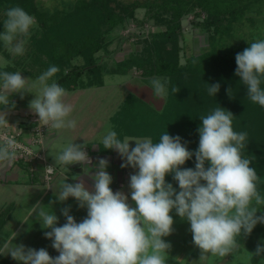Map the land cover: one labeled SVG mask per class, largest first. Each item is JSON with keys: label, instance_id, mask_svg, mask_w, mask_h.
Listing matches in <instances>:
<instances>
[{"label": "clouds", "instance_id": "clouds-1", "mask_svg": "<svg viewBox=\"0 0 264 264\" xmlns=\"http://www.w3.org/2000/svg\"><path fill=\"white\" fill-rule=\"evenodd\" d=\"M3 20L0 41L14 55H23L30 29L37 24L34 16L20 6L8 8ZM18 37H23L17 41ZM235 75L246 86L247 96L264 107V38L249 43L242 52L235 54ZM10 61L0 58V129L6 127L7 111L15 106L10 102L12 93L29 91L26 78L20 71L6 69ZM59 71L50 66L38 76L35 85L38 91L29 101V109L36 114L38 127L54 129L74 128L76 121L69 119L72 105L66 104L63 97L66 90L54 80H49ZM168 80H150L153 92L165 97ZM219 83L207 87L209 95L215 96ZM175 94L179 87L173 86ZM230 95V88L227 89ZM201 124L198 148L189 151L179 135L163 132L157 142L151 138L120 140L111 124L105 126L101 143L104 149H114L123 160L121 168L131 167L128 195L110 188L112 176L106 171L109 161L98 158L91 164L86 144L69 142L54 157L55 163L66 168L76 162L89 164L95 168L90 186L77 177L75 183L63 179L57 201L75 198L78 207L86 208L87 214L81 222L69 214L70 205L61 209L66 222L57 226L58 217L51 204L34 208L36 219L42 229H50L43 234L52 241L51 247L59 255L50 256L45 248L34 249L23 244L15 245L10 251L14 260L22 264H167L170 242L162 237L170 235L175 213L190 224L192 242L200 250V257H226L233 255L239 247L237 237L248 236L255 225L264 223V214L257 216L258 206H264V196L258 188V176L251 160L243 155L247 143L246 132L233 130V114L217 106L207 114L200 115ZM134 140L135 146L129 141ZM15 140L5 137L0 143V161L11 163L14 159ZM195 156L194 168H182L187 160ZM206 162L208 166L206 167ZM49 173L52 167H46ZM172 174L179 191L166 182V174ZM203 181V183H202ZM43 205L39 202L35 206ZM3 254V253H0ZM254 257H264V246L258 244L254 252L245 248L236 257L239 264H251Z\"/></svg>", "mask_w": 264, "mask_h": 264}, {"label": "rangeland", "instance_id": "rangeland-1", "mask_svg": "<svg viewBox=\"0 0 264 264\" xmlns=\"http://www.w3.org/2000/svg\"><path fill=\"white\" fill-rule=\"evenodd\" d=\"M40 1L42 4L50 8V10L60 7V5L63 3L70 2V0ZM255 3L261 8L260 13L255 14L247 10L245 12L246 15L254 16L253 23L250 22V20L246 17L243 18L242 22L238 23L239 25H237L234 32L229 35L228 38H230V42H240L243 39H246L247 36H253L254 38L256 37V39L264 38V0H256ZM194 9L197 10L198 8L195 7ZM6 10V7L0 8V32L3 31V20L6 18L4 15ZM193 10L186 13L181 18V36L179 39V44L181 46L179 51V62L181 64H184L186 62V58L191 54L202 52L210 47L208 30L196 23L197 20L202 19V14L194 15ZM36 22L37 24L30 29L31 34L27 38L25 52L23 55H14L12 52L7 50L3 42L0 41V58L10 61V65L3 70L10 72L20 71L22 77L26 78V88L32 92L38 91V85H35L38 76L46 71L50 66H52L50 63L51 60L48 58V56L45 53L38 51L35 47L34 39L36 40V38L32 37H38L41 33V28L37 19ZM161 27L162 26L153 24L152 18L148 16V13H146V9L144 7H138L135 10V18L133 20L128 18V20H126L122 25L116 26L109 32V34L106 36V48L99 50L96 55H98V57L100 56L99 60L102 61L107 68H113L116 64V61H120L121 59L125 58L129 52L143 47L145 42L141 38L143 36L146 37L148 30H157ZM22 38L23 37H18L17 41ZM72 61L74 63H82L83 57L82 55H77L76 57L72 58ZM87 78L88 75L86 72H84L81 76V85L74 89L66 90V95L63 97L64 103L72 105L73 111L71 112L69 119L75 120L76 126L74 128L54 129L50 125V127L46 130V135L43 133L41 137L44 146L42 149V146L39 144V149L44 151L47 162L51 163L53 166L55 163L54 157L57 155L58 151L71 141H74V143L78 144H88L85 147L86 149L88 148V150L85 151L88 153V156L95 158L94 155L91 156V150H89V148L92 147L91 139L95 142L101 140V137L105 131V126L107 124H111L113 126V130H116V124L118 121H115L113 117L116 115V112L118 113V111L121 110L122 103L128 95L135 94L136 96L145 100L148 105L159 111L165 106L167 95L163 98L156 96L150 84V80L153 78L168 80L169 77L165 75H144L140 69H136L134 66H132L128 68L125 73H116L111 71L104 73L103 82L99 85H84ZM56 79L57 74L55 73L54 76L49 80V83H51L53 80L56 81ZM202 83L204 87L202 86ZM214 83H219L220 85L219 91L215 94V96L209 95L207 90L202 92L205 87H208V84L211 85ZM168 85L169 84H167V93L169 90ZM192 85L197 90L194 93H192L191 90L188 91V93H192L189 99L194 95L199 97L196 102H194V109H197V113L200 112V115L207 114L210 109L215 108L218 105L230 111L233 114V130L236 132L243 131L247 133V143L245 145V149L243 150V155L250 159L253 158L255 154H258L259 149L264 146V114H261V111L258 112L257 110H264V107H261L257 103H253L248 98L246 86L244 85L243 87L233 90L229 80H223L218 76H215L212 80H203L200 82L193 81ZM229 88L231 97L228 96L227 92V89ZM261 88L264 89V84H261ZM29 91L25 90L23 92V96H21V93H12L10 97L13 100H18L20 103L22 102L24 104L25 102L29 104V101H31L35 96V93ZM200 97L206 101L208 107L199 108V103H201L199 102ZM14 111H18V113L26 112L27 115H29V118L27 117L28 119H30L33 114H31L28 109L24 108L14 109L12 112ZM132 113L133 112H130V114ZM118 114L119 116L122 115L121 113ZM14 115V113L11 114V117ZM123 115L125 114L123 113ZM146 116L147 112H145L143 116L141 111H139V113H135L132 117H135L137 122L140 120L142 124L143 121L144 123L147 122L144 120ZM176 120L179 122L178 118H176ZM200 124L201 120L199 117L197 128ZM52 134L53 140L50 139ZM197 136L198 133L195 135L194 141L199 143V136ZM144 138H151V136L144 135L142 137L127 135V137H124V140ZM129 144L130 146H135V141L130 140ZM251 154H253V156ZM105 156L109 158L108 155ZM108 158L107 160L109 161V164L106 168V171L113 178L110 188L114 192L117 190L125 192L128 195L129 204L132 207H135V203L131 201L128 182L130 173H134L136 170L131 167L121 168L120 165L123 163V160L117 151L115 152L112 160ZM15 162L16 160H14L12 164H15ZM21 163H23V165L28 168L29 166L33 167L31 170H29V174H26V177L29 176L27 180L32 181L33 174H31V172L35 171V169L37 171V165L35 163ZM39 165H41V163H39ZM207 166L208 164L206 162V167ZM67 167L68 168H66L63 164H59L58 170L61 172L68 170L72 176H75L78 173L73 171L72 168L75 167L79 170H84V167L88 168L86 169L88 173H86L87 176L85 178L88 179L89 183H92V175L95 171V168L90 169L89 164H81L80 162H76L68 165ZM125 169H128V173H126ZM36 178L37 175L35 176V179ZM173 181V187L179 191L177 181ZM44 182L45 181L43 180V183ZM168 182L171 183V180ZM1 183H5L7 188H16V185L13 181H2ZM89 183L86 184L85 182L86 185L90 186L91 184ZM44 186V184H41L40 187L35 186L38 192H34V194L37 193L38 195L45 188ZM60 186L61 184H59L53 192H50L48 195H46L45 198H41L39 203L43 205L35 206V208L38 210V207L49 205V202L53 201L51 208L58 217L57 226H61L66 222V218L61 214V209L70 205L71 207L69 214L75 218L76 222H81L87 214L86 208L78 207V203L73 197H69L63 202L57 201L56 195L60 191ZM257 188L260 195L262 196L258 186ZM12 195L13 198H15V204L11 205L12 207H10L13 211V214L10 215L11 218L9 221L6 224H3L0 228V248L5 242L2 247L5 249L4 251L0 252L3 254L5 253L10 256V258H12L11 255L6 252L10 251L13 247H15V245L23 244L26 247H31L37 250L43 247L48 251L50 256L53 257L59 255V253L51 247L52 241L46 238L43 234L45 231H50V229L41 228V222L36 219V214L33 212L34 209L30 210L22 223H20L15 229L17 222L19 219H21L22 215L26 214V210L31 206L33 199L30 198L31 193H26L23 197L19 196V199H16V193H13ZM35 198L36 196L34 199ZM258 207L261 208L257 210L256 215L259 216L264 214V206ZM170 215L173 216L174 223L172 227L174 231L170 235L162 237L163 240L170 242L171 244V248L168 250L167 264H239L236 257L243 254L245 248L250 252H254L258 244L264 245V223L258 222L248 236L244 237L242 235L241 237H237V243L239 247L234 251L233 255L228 254L223 258L218 256H207L202 259L200 257V250L192 242V234L189 231L190 224L187 222V220L180 218L175 213L174 209L170 212ZM12 229L15 230V232L11 233ZM247 243L253 244V248H248L246 246ZM13 261L16 264H22L20 261L14 259ZM251 264H264V257H254L251 261Z\"/></svg>", "mask_w": 264, "mask_h": 264}, {"label": "trees", "instance_id": "trees-1", "mask_svg": "<svg viewBox=\"0 0 264 264\" xmlns=\"http://www.w3.org/2000/svg\"><path fill=\"white\" fill-rule=\"evenodd\" d=\"M255 1L70 0L50 10L40 0H0V8L20 6L38 20L41 33L38 37H32L36 38L35 47L48 56L52 66L58 67L55 82L65 90L80 86L84 72L88 75L84 85H99L103 82L104 73L108 71L125 73L132 66L140 69L144 75L169 77L166 103L160 111L135 94L125 98L121 110L118 111L125 115L119 116L116 112L113 117L118 121L115 130L117 137L121 140L123 135H150L153 142H157L159 136L167 131L169 135H179L182 143L187 142L188 150L195 152L198 142L194 141V137L198 133L200 112L197 113V109H194V102L199 97L193 94L194 96L189 99L197 90L192 85L193 81L212 80L218 76L223 80H229L233 90L244 86L240 78L235 75V54L242 52L249 47V43L257 39L247 36L240 42H230L228 37L243 18L246 17L253 23L254 16L246 15L245 12L249 10L255 14L260 13L261 8ZM138 7H144L153 24L162 27L148 30L146 37L141 38L145 42L142 48L129 52L125 58L116 61L113 68H107L96 53L106 48V36L112 29L122 25L128 18L132 20L135 18V10ZM195 7L198 9L195 10ZM192 10L194 15L202 14V19L197 20L196 23L208 30L210 47L191 54L186 58V62L181 64L179 62L181 18ZM77 55H82V63L72 61ZM261 84H264V78ZM173 86L179 87V91L175 94L171 91ZM189 90L192 93H188ZM206 90L207 87L202 92ZM199 102H201L199 108L208 107L201 97ZM139 111L143 116L147 112L144 119L147 122L143 121L141 124L140 120L137 122L136 118L132 117ZM257 111L264 114V110ZM20 124L22 125V122ZM28 124L31 123L27 122L26 125ZM99 146L103 148L101 142ZM254 156L250 158V167H253L257 173V186L264 196V146ZM181 167L194 168L195 156L193 155ZM165 180L166 182L171 180L172 184L174 180L172 174H166ZM246 246L253 248V244L247 243ZM0 264L12 263L0 254Z\"/></svg>", "mask_w": 264, "mask_h": 264}, {"label": "crops", "instance_id": "crops-1", "mask_svg": "<svg viewBox=\"0 0 264 264\" xmlns=\"http://www.w3.org/2000/svg\"><path fill=\"white\" fill-rule=\"evenodd\" d=\"M10 98H9L10 102H14L15 106L7 111L6 119L8 121V124L9 123H16V122L17 123L19 122V124H20V122H22V126L27 127V129H28V127H30L31 124L26 125V123L27 122L33 123L32 122V120H33L32 117H33L34 113L29 109L27 103L24 102V104H23L22 102L21 103L18 102V100H15V99L13 100L12 98L11 99ZM0 108H2V106H0ZM20 108L21 109L22 108L28 109V111L31 112V114L33 113L31 118L28 119L29 115H27L26 112L25 113H23V112L22 113H18V111L12 112L14 109H20ZM13 113L15 115L13 117H11V114H13ZM49 127H50V125L48 127H44L45 135H46V130ZM27 131H28V133H25L24 138H25L26 141H29V139H30L29 138V130H27ZM52 137H53V134L50 136L51 140H53ZM124 137H127V135L123 136V138L121 139L122 141L124 140ZM88 140H90V139H88ZM100 141L101 140L95 142V141H92V139H91L92 147L89 148V150H91V156L94 155L95 158H92L90 156H88V157L91 160V164L92 165H95L98 162V158L107 159L108 157H106L105 155H108L109 156L108 159L112 160V158H113V156H114V154L116 152L114 149H104L102 147L100 148V146H99ZM85 150L87 151L88 148L87 149L85 148ZM13 162H14V160L11 163L0 161V185L2 184L0 186V219H2V220H0V228L2 227L3 224H6L9 221V219L11 218L10 215L13 214L12 213L13 211L10 208V207H12L11 205L15 204V202H14L15 198H13V195H12L13 193L17 194L16 199H19L20 197H23L26 193H28V194L31 193L30 198L33 199V201L31 202V206L29 208H27V210H26L27 211L26 214L22 215L21 219H19V221L17 222V224L15 226V229H16L18 227V225L20 223H22V221L25 219L26 215L30 212V210H33L35 208L36 203L39 202L41 200V198L42 199L45 198L46 195H48L50 192H53L57 188V186L62 183L63 179L66 176H67L66 182H71V183L78 182V181H75V180L72 179V177H77V178L82 179L84 182H86V184L89 183L88 179L85 178L87 176L86 173H88L87 170H86L88 168H86V167H84V170H79V169H77L75 167L72 168L73 171L78 173L75 176H72L71 173L68 170H65L64 172H61L60 170H58L59 163H54L55 171H54L53 179L51 180L50 183H48L46 185V183L45 182L43 183L42 179H40L41 178V174H42L41 173L42 170H41V165H39V163H37V167H38L37 171L35 169V171L38 172V173H36L35 171H32L31 174H33V180L29 181V180H27V178H29V176L26 177V174L27 175L29 174L28 172H29V170H31L30 169L31 167L30 166H29V168L26 167L19 160L16 161L15 164H12ZM92 165H89L90 169H94V167ZM112 169H111V171H112ZM125 171H126V173H128V169H125ZM36 175H37V178L35 179ZM38 175L40 176V178H39ZM2 181H4V182H10V181L12 182L13 181L14 184L16 185V188H12V187H11L12 189L11 188H7L5 186V183H1ZM41 184H44L45 188L38 195H37V193L34 194V192H38L36 190L35 186L40 187ZM89 184H91V183H89ZM35 196H36V198L34 199ZM13 232H15V230L12 229L11 233H13ZM4 243L2 244V246L0 248L1 249L0 251H4L5 248H2ZM3 255L6 258H8L9 261L12 264H16L13 261V259L10 258V256H8L5 253Z\"/></svg>", "mask_w": 264, "mask_h": 264}, {"label": "built area", "instance_id": "built-area-1", "mask_svg": "<svg viewBox=\"0 0 264 264\" xmlns=\"http://www.w3.org/2000/svg\"><path fill=\"white\" fill-rule=\"evenodd\" d=\"M31 126L24 127L19 122L13 124H7L6 127L0 129V143H3L5 137H12L15 140L14 147V159L16 161L26 162L30 164L41 163V179L44 180L46 184L50 183L53 179V174L55 171L54 166L51 163H48L44 155L43 142L41 137L44 133V127H38L37 121L38 118L36 114H33ZM29 130V141H26L24 136L25 133H28ZM39 144L42 146V149H39ZM29 164V165H30ZM47 166L52 167V172L49 173ZM31 167L30 169H32Z\"/></svg>", "mask_w": 264, "mask_h": 264}]
</instances>
